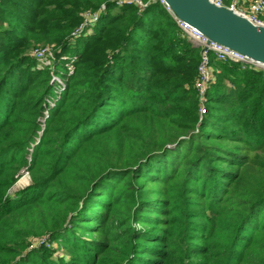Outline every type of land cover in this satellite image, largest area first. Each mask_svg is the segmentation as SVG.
I'll return each mask as SVG.
<instances>
[{"label":"trees","instance_id":"16d2710c","mask_svg":"<svg viewBox=\"0 0 264 264\" xmlns=\"http://www.w3.org/2000/svg\"><path fill=\"white\" fill-rule=\"evenodd\" d=\"M142 1L0 0V264H264V72L214 62L200 120V52Z\"/></svg>","mask_w":264,"mask_h":264},{"label":"built area","instance_id":"2783aa9c","mask_svg":"<svg viewBox=\"0 0 264 264\" xmlns=\"http://www.w3.org/2000/svg\"><path fill=\"white\" fill-rule=\"evenodd\" d=\"M159 1L170 16L175 21L182 37L193 47L199 50L200 60L196 71V78L193 83V89L199 105L200 120L207 114V92L212 83L215 81L214 62L235 63L240 65L242 70H257L264 72V64L254 61L234 50L228 49L222 45L210 41L202 35L197 29L185 22L178 20L166 4L161 0H150V2ZM216 7L226 8L233 11L238 16L245 18L256 27L264 28V0H233L229 4H225L223 0H208ZM136 5L139 10H143L148 3L142 0H115L117 7L125 5ZM105 9L102 5L99 11L87 10L82 13V22L79 27L73 31L72 38L76 39L84 33H89L93 26L97 24L101 12ZM73 39V40H74ZM53 46L35 49L32 56L39 62L47 64L48 59L53 58ZM69 74L73 72V67L69 66ZM62 85V84H61ZM63 87V85H62ZM29 249H33L42 244H47V238L31 239Z\"/></svg>","mask_w":264,"mask_h":264},{"label":"water","instance_id":"95a60500","mask_svg":"<svg viewBox=\"0 0 264 264\" xmlns=\"http://www.w3.org/2000/svg\"><path fill=\"white\" fill-rule=\"evenodd\" d=\"M175 17L210 41L264 64V28L208 0H161ZM27 173L25 170L21 173Z\"/></svg>","mask_w":264,"mask_h":264},{"label":"rangeland","instance_id":"374dc122","mask_svg":"<svg viewBox=\"0 0 264 264\" xmlns=\"http://www.w3.org/2000/svg\"><path fill=\"white\" fill-rule=\"evenodd\" d=\"M231 3V2H230ZM49 46H53V51H52V56L53 58L48 59L47 64L45 63H41L39 61H37L33 56L32 53L35 49L38 48H44V47H49ZM55 52H56V46L54 44H39V45H34L32 46V48L30 49V55L37 61L38 66L40 67H45V68H54L53 64L56 61V56H55ZM29 182V175L28 172L27 173H22V176L19 178V180L15 183L14 185V190L20 189L25 187Z\"/></svg>","mask_w":264,"mask_h":264}]
</instances>
